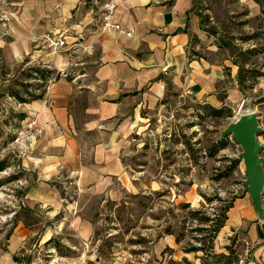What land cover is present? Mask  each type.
Segmentation results:
<instances>
[{"label": "rangeland", "instance_id": "1", "mask_svg": "<svg viewBox=\"0 0 264 264\" xmlns=\"http://www.w3.org/2000/svg\"><path fill=\"white\" fill-rule=\"evenodd\" d=\"M81 2L97 18L103 0ZM66 3L0 0V162L5 166L0 171V264L180 261L182 248L206 242L208 225L200 218L215 219L224 206L249 194L243 149L227 133L244 111L257 118L261 131L256 139L264 159V13L251 17L238 0L197 2L204 38H192L189 57L222 63L225 78L235 76L242 98L221 105L186 93L166 98L134 135L125 157L126 190L112 201L83 192L75 175L48 162L46 147L53 133L42 113L30 107L32 102L19 104L10 97L16 92L28 100L39 94L35 89L41 83L32 68L50 67L72 80L89 64L88 50L74 47L78 35L65 24L75 13L65 10ZM58 30H67L69 48L53 54L39 37ZM17 50L20 55L14 56ZM57 56L65 67L56 66ZM261 169L264 173V165ZM260 197L264 208V182ZM195 211L200 213L193 219L190 212ZM177 234L183 236L179 244ZM232 243L240 264L250 259L253 245L246 229L229 228L227 219L215 251L225 252ZM166 247L173 253L162 256ZM196 256L187 258L199 263Z\"/></svg>", "mask_w": 264, "mask_h": 264}, {"label": "crops", "instance_id": "2", "mask_svg": "<svg viewBox=\"0 0 264 264\" xmlns=\"http://www.w3.org/2000/svg\"><path fill=\"white\" fill-rule=\"evenodd\" d=\"M105 1L97 6L95 18L81 0H67L65 10L75 13L65 24L78 35L74 47L88 50L89 64L72 80L51 82L43 100L30 107L42 113L43 124L53 133L46 147L48 162L75 175L83 192L117 201L129 179L125 157L134 135L166 98L188 91L221 105L240 102L243 94L235 76L232 81L225 78L222 63L189 57L192 38H204L201 12L194 9L199 0H114L113 20L131 36L102 28ZM238 5L251 17L264 11L262 0H238ZM67 38L63 52L69 48ZM19 55L15 51L14 56ZM54 61L57 67L66 66L61 56ZM228 227L246 229L253 245L249 264H264V219L249 194L233 201Z\"/></svg>", "mask_w": 264, "mask_h": 264}, {"label": "trees", "instance_id": "3", "mask_svg": "<svg viewBox=\"0 0 264 264\" xmlns=\"http://www.w3.org/2000/svg\"><path fill=\"white\" fill-rule=\"evenodd\" d=\"M264 13V11H262ZM34 73L38 75L39 78H34L35 80L40 81L41 84L37 86L35 91H38L39 94H33L29 96V99H25L16 92H12L10 94V97L14 98L19 104H25V103H30L33 101H38L42 100L45 93L46 89L48 87V84L51 82L57 81L60 78V73H56L55 71L48 69L46 67H36L32 68ZM262 76V75H260ZM219 111V110H215ZM219 113V112H216ZM24 119V116H21V120ZM5 169V166L2 162H0V171H3ZM232 207V204H229L228 206H224L220 213L215 217V219H210V218H200L201 222L205 225H208L207 228H204L205 232H207V235L204 236L206 242L200 244L199 246H192L188 245L187 247L182 248V252L184 256L180 259V261H175L173 259H168L166 264H240L241 259L239 258L238 253L236 252L233 243L225 246V252H220L217 253L215 251V246H214V241L217 238L219 232L221 231L222 228H224L225 223L228 219L227 217V212L229 209ZM199 211L195 212H190V216L195 219L199 215ZM211 222V226L208 224ZM167 234L173 235L172 231L167 232ZM183 239V236L177 234L175 236V242L176 244H179ZM52 242V239H49L47 242H45V245H49ZM53 249L57 250V247H53ZM173 253V250L169 247H166L164 251H162V256L167 253ZM198 255L195 258L199 260V263H193L191 262L188 258L187 255ZM250 259L243 264H249Z\"/></svg>", "mask_w": 264, "mask_h": 264}, {"label": "water", "instance_id": "4", "mask_svg": "<svg viewBox=\"0 0 264 264\" xmlns=\"http://www.w3.org/2000/svg\"><path fill=\"white\" fill-rule=\"evenodd\" d=\"M260 131L255 115L247 112L229 126L227 133L233 134L243 149L241 156L244 159L245 174L248 178L247 190L258 217L264 219V208H262L260 197L264 182V173L261 169V165H264V159L260 156L261 146L256 139V135Z\"/></svg>", "mask_w": 264, "mask_h": 264}, {"label": "built area", "instance_id": "5", "mask_svg": "<svg viewBox=\"0 0 264 264\" xmlns=\"http://www.w3.org/2000/svg\"><path fill=\"white\" fill-rule=\"evenodd\" d=\"M114 12H115L114 0H106L101 6L102 28L107 31L119 32L125 34L126 36H131L130 30L125 31L120 27L119 24L114 22L113 20ZM40 45L43 48L53 52V54L63 52L67 48V43L65 41V33L43 34L40 38ZM186 94H190V93L187 91Z\"/></svg>", "mask_w": 264, "mask_h": 264}, {"label": "bare ground", "instance_id": "6", "mask_svg": "<svg viewBox=\"0 0 264 264\" xmlns=\"http://www.w3.org/2000/svg\"><path fill=\"white\" fill-rule=\"evenodd\" d=\"M247 112H249V111H246V112L244 111V113H247ZM244 113H242V114H244ZM242 114H241V115H242ZM241 115H240V116H241ZM240 116L238 117V119L240 118ZM238 119H237V120H238Z\"/></svg>", "mask_w": 264, "mask_h": 264}]
</instances>
